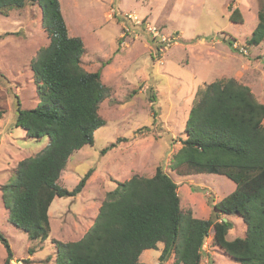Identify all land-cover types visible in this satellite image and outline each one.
Instances as JSON below:
<instances>
[{
    "label": "rangeland",
    "instance_id": "374dc122",
    "mask_svg": "<svg viewBox=\"0 0 264 264\" xmlns=\"http://www.w3.org/2000/svg\"><path fill=\"white\" fill-rule=\"evenodd\" d=\"M233 0H60L70 34L80 36L85 51L82 66L101 70L109 95L99 112L106 124L95 131L93 145L76 150L59 184L73 189L93 168L81 193L57 196L49 209L51 233L32 239L11 220L3 187L13 181L18 162L43 150L49 138H32L16 125L19 98L24 108L39 102L31 61L50 43L42 8L35 2L0 12V229L13 250L8 264H54L56 241H75L93 224L108 191L117 180L134 174L152 176L162 167L178 183L183 210L209 218L213 203L236 187L218 173L178 175L171 160L186 138L185 126L197 90L204 84L234 78L251 87L264 103V41L253 46L246 38L256 28L264 0H235L244 22L230 19ZM235 38L232 49L225 41ZM18 95V98L16 97ZM115 144L106 153L102 150ZM212 200V201H210ZM235 227L228 238L244 236L246 224L230 216ZM204 244L201 264H240L212 244ZM146 249L141 260L160 261L163 243ZM7 251L0 241V264Z\"/></svg>",
    "mask_w": 264,
    "mask_h": 264
},
{
    "label": "trees",
    "instance_id": "16d2710c",
    "mask_svg": "<svg viewBox=\"0 0 264 264\" xmlns=\"http://www.w3.org/2000/svg\"><path fill=\"white\" fill-rule=\"evenodd\" d=\"M28 2L42 8L50 43L31 61L40 100L35 107L24 108L16 95V125L29 137H48L49 142L41 152L18 162L15 179L3 187V201L17 227L32 239L44 240L52 229L49 209L54 199L78 195L93 173V168L88 170L71 190L58 182L71 155L93 145L95 131L106 124L99 108L110 89L100 69L87 71L82 66L84 41L70 34L60 0H0V12L8 15ZM234 2L229 5V17L244 22ZM225 41L237 50L235 38ZM263 41L261 6L257 26L246 42L256 46ZM4 112L0 109V118ZM185 133L182 146L172 156L171 169L182 176L218 173L236 184L213 203L211 216L204 219L192 209L183 210L178 183L162 167L152 176L134 174L116 181L82 238L56 241L60 252L54 264H150L141 260V254L158 249L159 242L163 243L160 261L173 256V264H201L212 228V244L231 259L264 264V103L249 85L234 78L206 83L197 90ZM234 215L242 218L246 233L229 239L235 227L229 217ZM0 241L8 264L13 250L1 229Z\"/></svg>",
    "mask_w": 264,
    "mask_h": 264
},
{
    "label": "water",
    "instance_id": "95a60500",
    "mask_svg": "<svg viewBox=\"0 0 264 264\" xmlns=\"http://www.w3.org/2000/svg\"><path fill=\"white\" fill-rule=\"evenodd\" d=\"M224 220H227V217H224Z\"/></svg>",
    "mask_w": 264,
    "mask_h": 264
},
{
    "label": "crops",
    "instance_id": "0c3cea01",
    "mask_svg": "<svg viewBox=\"0 0 264 264\" xmlns=\"http://www.w3.org/2000/svg\"><path fill=\"white\" fill-rule=\"evenodd\" d=\"M235 183V182H234ZM236 188V187H235ZM232 192V191H231Z\"/></svg>",
    "mask_w": 264,
    "mask_h": 264
}]
</instances>
